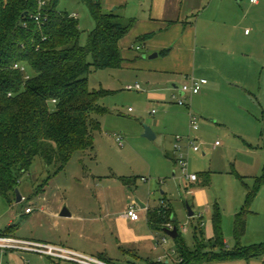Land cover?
Instances as JSON below:
<instances>
[{
	"label": "rangeland",
	"instance_id": "rangeland-1",
	"mask_svg": "<svg viewBox=\"0 0 264 264\" xmlns=\"http://www.w3.org/2000/svg\"><path fill=\"white\" fill-rule=\"evenodd\" d=\"M139 4H141L139 0H129L127 11L131 15L139 12L140 8L137 6ZM103 5L105 13L122 16V11L120 9L115 11L116 8L110 6L108 0H103ZM58 9L78 17L82 31L80 43L86 46L89 34L95 29V21L87 6L82 0H60ZM198 9L196 15L205 14L204 16L210 19H220L222 14L229 16V29L232 33L235 32V47L229 58L230 67L239 65L242 54L248 55L247 63L251 65V76L244 86L246 91L233 93L227 89L229 86L225 80L223 88H219L211 97L212 104L218 102L215 105L217 108L223 105L220 107L222 110L218 117L226 123L227 128L221 125L223 122L213 123L208 116L195 110L193 112L200 118V130L193 132L192 137L197 138L203 147L200 154L189 158V172L199 176L210 174L207 186L209 202L202 208L193 207L191 199L185 196L186 187L188 186L190 190L191 184L182 171L175 169L177 175L174 177L173 171L162 169L163 165L170 163L161 148L160 139L149 140L143 137L145 127H149L153 132L164 133L170 141L176 135H184L181 129L190 130V119L176 106L169 116L163 115L161 105L148 99L149 94L143 84H141V87H144L143 93L127 90L128 85H136V72L104 70L90 76L91 89H115L113 92L109 91L110 94L100 101L110 114L101 119L104 133L97 144V163L88 155L84 157L82 153L76 154L66 170L53 177L43 192L45 181L55 169H49L41 158H36L30 172L20 180L19 191L27 200L22 204L17 202L10 204L7 199L0 196L2 226L0 230L5 231L13 224L19 225L16 237L19 239L31 237L38 229L36 224L28 223L25 217L27 208H37L35 215L42 206L57 207L61 199L79 204H85L86 200L88 203H94L95 195L104 190L109 191L107 196L120 200L124 196L118 189L117 191L106 189L109 186L122 188V183L115 179L116 176L136 178L137 186L132 188V192L136 193V198L146 204L149 203L151 207L159 209L169 205L189 249L196 248L195 228L199 229V238L202 237L207 244H213L214 220L216 215L220 214L227 249L234 250L236 216L245 206L248 190L254 189L258 179L264 176V8L255 9L250 0H200ZM246 31L252 34L249 38L245 37ZM170 93L169 91L168 95ZM169 97L170 103H176L172 101L171 95ZM183 100L194 108L203 103L196 98L194 106L188 99ZM164 116L173 122L166 124ZM155 122L159 123L158 127L154 126ZM115 134L123 137L122 147L117 143ZM217 142H220L219 146H216ZM90 171L98 178L91 177ZM142 177L148 179V182L144 183ZM128 193L132 196V193ZM187 204L192 206V212L195 213L192 218L189 217ZM94 205L90 208L94 207L93 212L96 214L98 208ZM247 211H249L247 228L241 241L244 248L264 244V184ZM39 234L46 236L43 230H40ZM166 236L164 233L160 234V237ZM167 240L166 248L174 250V240L170 237H167ZM97 249L95 245H88V251ZM0 258L4 264H33L30 256L22 263L14 262L8 255H0ZM47 261L44 258L38 261V264H49ZM263 262L264 257H258L220 264Z\"/></svg>",
	"mask_w": 264,
	"mask_h": 264
},
{
	"label": "trees",
	"instance_id": "trees-1",
	"mask_svg": "<svg viewBox=\"0 0 264 264\" xmlns=\"http://www.w3.org/2000/svg\"><path fill=\"white\" fill-rule=\"evenodd\" d=\"M82 1L95 21L86 46L80 43L78 17L60 11V0L49 2L41 24L34 20L39 0H0V196L10 204L36 158L55 169L47 184L76 154L92 151L94 135L101 130L98 117L108 113L100 104L108 92L91 89L90 76L122 68L120 42L136 20L105 13L103 0ZM209 175H198L197 182L205 177L208 184ZM120 180L129 187L137 182L136 178ZM263 184L264 176L248 190L245 206L236 216L234 250L227 249L220 214L214 220L213 244L199 238L195 228V250L186 245L169 205L149 211V224L156 232L164 231L169 223L179 229L174 242L182 261L175 264H220L264 257V244L241 245L247 209Z\"/></svg>",
	"mask_w": 264,
	"mask_h": 264
},
{
	"label": "crops",
	"instance_id": "crops-1",
	"mask_svg": "<svg viewBox=\"0 0 264 264\" xmlns=\"http://www.w3.org/2000/svg\"><path fill=\"white\" fill-rule=\"evenodd\" d=\"M139 1L141 4L137 6L140 11L131 15L127 11L129 0H108V4L116 8L115 11L118 9L122 11V17L136 20L135 26L120 42L124 59L122 68L111 70L118 72L132 70L136 72V85H144L149 94L148 99L159 106L161 105L163 115L169 116L174 106H176L188 119L194 114L195 110L208 116L213 123L223 122L221 125L227 128L226 123L218 117L222 110L220 107L223 105L217 108L215 105L218 102L212 104L211 97H213L215 91L223 88L225 80V83L229 86L227 89H230L233 93L246 91L247 89L244 86H246L245 84L251 76V65L247 63V54L240 56L241 60L238 66L230 67L229 58L235 47V32L232 33L229 29V16L222 14L220 19H210V17L206 18L205 14L196 15V10H199L200 7V0ZM250 4L257 10L264 8V0H260L257 5L252 4L251 1ZM251 35L246 31V38ZM155 54L157 57L151 58ZM193 78L207 80L208 83L203 86L202 91L197 95L184 93L179 86L182 87ZM144 87H141V91L137 92L143 93ZM105 91L110 94L109 91L113 92L115 89L107 88ZM169 91L171 92L172 101L176 103L169 102ZM196 98H198V101L203 102L201 106H195L194 99ZM183 99L193 102L195 108L192 105H187ZM108 114H110L109 111L98 117L101 130L94 135V149L84 154V157L88 155L94 163H97L98 159V140L104 133L101 119ZM165 116L163 118H166V124H171L172 119ZM154 126L158 127L159 123L155 122ZM181 130L184 137L193 136L194 134L191 128L189 131L186 128ZM154 133L156 136L154 140L160 139L161 148L166 153L170 163L163 165L162 169L169 170V172L173 171L175 177L177 175L175 169H179L175 163L174 154L175 137L178 135L168 141L164 133H159V131ZM201 145L203 147V144ZM200 152L190 151L189 158H194ZM89 174L93 178L96 177L92 175L91 171ZM114 177L120 183H122L120 179L124 178ZM208 178L210 179V177ZM143 179L146 178H141L144 183L148 182V179L146 181ZM46 181L43 192L51 182L50 180L46 184ZM190 184L191 189L188 190V186L186 187L185 196L191 199L193 207H204L209 202L207 192L209 183H205L204 177L199 180V183ZM135 186H137V182L132 187L122 183V188H115L114 186L106 188L113 191L118 189L119 193L124 196L120 200L107 196L109 191L100 190L94 197V203H88V200H86L85 204H79L61 199V203L57 207L47 208V206H42L38 208L39 213L35 215L34 212L37 208L30 207L32 211L26 213L25 217H27L28 223L36 224L38 231L33 232L31 237L23 240L62 247L112 264H175L182 261L178 257L176 246L173 250L166 248V244H161L160 240L162 238L170 236L164 231L156 232L151 228L148 213L155 210V208L151 207L149 203L146 204L136 198V193L132 192V188ZM128 192L132 193V196ZM22 198L23 201L19 204L27 200L23 196ZM11 199L12 203L17 202V197L14 199L12 196ZM138 202L145 206L144 209L141 208ZM93 204L98 208L96 214L93 212L94 207L90 208ZM132 207L141 216V219L137 222H133L127 217V211ZM65 209L69 214L68 216L62 215ZM189 217L192 218L190 214ZM19 227V225L13 224L5 231L0 230V232L16 237ZM40 230L45 231L46 236H41L39 234ZM161 233L167 236L160 237ZM88 245L97 246V251H88ZM0 255H8L17 263L26 262L25 259L30 256L33 264H38V261H42L44 258L46 261L50 260L51 264H75L34 253L0 252Z\"/></svg>",
	"mask_w": 264,
	"mask_h": 264
},
{
	"label": "built area",
	"instance_id": "built-area-1",
	"mask_svg": "<svg viewBox=\"0 0 264 264\" xmlns=\"http://www.w3.org/2000/svg\"><path fill=\"white\" fill-rule=\"evenodd\" d=\"M51 0H39V13L34 17V20L41 24L42 17L44 14L45 8L49 5ZM252 4L257 5L259 4L260 0H250ZM247 33H249L247 31ZM24 70V69H23ZM208 83L207 80H198V79H191L189 82L184 84L181 87V90L184 93H188L191 95H197L202 91L204 85ZM140 85L135 86H128L127 90L129 91H141ZM175 98V97H174ZM190 128L192 132H197L200 129V118H198L195 114L190 116ZM116 141L119 146H123V137L119 134L115 135ZM220 142L216 143V146H219ZM202 150V145L198 142L196 138L192 136H176L175 143H174V154L176 159V164L178 168L184 174L186 180L190 183H196L198 181V175L192 174L189 172V153L190 151L193 152H200ZM146 181V179H143ZM164 208H168L167 205ZM32 210L29 208L26 210L27 213H30ZM127 217L133 221L137 222L141 219L139 212L135 208H129L127 211ZM0 224V228H1ZM167 229L173 230L175 228L173 223H169L166 225ZM161 244H167V238H162L160 240ZM0 252L1 253H34L43 256H47L57 260H63L72 262L75 264H112L106 261H102L96 258L88 257L77 252L57 247L50 244L35 242V241H28L19 239L17 237L11 235H5L4 233L0 232ZM0 264H4L2 259H0Z\"/></svg>",
	"mask_w": 264,
	"mask_h": 264
},
{
	"label": "water",
	"instance_id": "water-1",
	"mask_svg": "<svg viewBox=\"0 0 264 264\" xmlns=\"http://www.w3.org/2000/svg\"><path fill=\"white\" fill-rule=\"evenodd\" d=\"M236 1H238V0H236ZM155 57H157L156 54L154 56H152L151 58H155ZM179 88H181V87L179 86ZM144 137L149 139V140H154L156 138L155 133L149 127H145ZM16 197H17V203L18 204L23 201V198H22V195H21L19 189H16ZM138 204L141 206V208L144 209V207H145L144 205L140 204L139 202H138ZM187 206H188V210H189L190 216L193 217L194 216V212H192V209L190 208L189 205H187ZM62 215L63 216H68L69 215L68 212L66 211V209L64 210ZM173 220H174V218H173ZM164 232L166 234H168L173 239H177L178 236H179V232H178V228L177 227H175L173 230L165 229Z\"/></svg>",
	"mask_w": 264,
	"mask_h": 264
}]
</instances>
